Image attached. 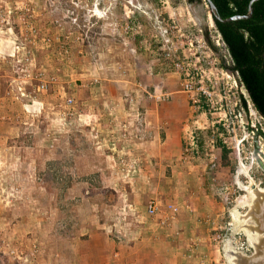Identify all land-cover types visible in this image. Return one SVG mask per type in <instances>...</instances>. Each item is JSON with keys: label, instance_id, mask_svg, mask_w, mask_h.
Returning <instances> with one entry per match:
<instances>
[{"label": "rangeland", "instance_id": "1", "mask_svg": "<svg viewBox=\"0 0 264 264\" xmlns=\"http://www.w3.org/2000/svg\"><path fill=\"white\" fill-rule=\"evenodd\" d=\"M231 65L205 0H0V264H108L107 241L163 234L166 124L142 138L147 104L168 116L178 92L183 156L193 130L218 203L198 217L207 264H264V117Z\"/></svg>", "mask_w": 264, "mask_h": 264}, {"label": "crops", "instance_id": "2", "mask_svg": "<svg viewBox=\"0 0 264 264\" xmlns=\"http://www.w3.org/2000/svg\"><path fill=\"white\" fill-rule=\"evenodd\" d=\"M110 95L117 96L114 93ZM117 98L119 96L115 99ZM187 101V95L178 92L172 105L176 111L168 116L160 112L157 103H148L147 138L144 137L142 138L144 141L141 140L147 148L156 147L159 127L157 122L166 124L164 125L167 131L166 146L161 147L159 157L166 158L167 165L171 166L168 169L172 175L168 179V189L172 197L179 198V203L178 205L169 204L173 205L167 211L169 216L167 220L163 219L160 223L163 234L147 230L148 227L142 224L138 232L127 235L128 240L124 236H118V240L107 241L109 247L113 248L116 256L119 257L108 264H207L208 262L207 257L212 246L209 244V235L206 232V221H202L201 218L206 213L216 214L218 203L206 188L199 184L197 176L202 172L197 166V168L190 166V162L186 160L192 156L190 154L183 156L181 144L186 115L179 111L186 106ZM154 153L153 150L149 151L150 155ZM193 157L198 158L199 155H193ZM178 191H181L180 197ZM256 198L257 195L253 201L254 207L259 204ZM199 216L201 218L198 219ZM218 216L219 214L216 215ZM103 250H106L105 247ZM262 250L254 258L264 255V249ZM253 262L263 263V261Z\"/></svg>", "mask_w": 264, "mask_h": 264}, {"label": "trees", "instance_id": "3", "mask_svg": "<svg viewBox=\"0 0 264 264\" xmlns=\"http://www.w3.org/2000/svg\"><path fill=\"white\" fill-rule=\"evenodd\" d=\"M201 0H189V2ZM223 18L246 14L250 0H212ZM249 18L221 21L214 18L217 29L232 58L228 68L239 75L255 109L264 117V0L253 5ZM244 107L248 102L243 98ZM222 158L227 159L223 148Z\"/></svg>", "mask_w": 264, "mask_h": 264}, {"label": "water", "instance_id": "4", "mask_svg": "<svg viewBox=\"0 0 264 264\" xmlns=\"http://www.w3.org/2000/svg\"><path fill=\"white\" fill-rule=\"evenodd\" d=\"M205 1L208 3V5L210 7L212 19L215 22V20H214L215 17L218 20H221V21H231V20L249 18L252 15L253 10H254L253 5L258 0H250V2H249V10H248V12L246 14H243V15H240V14L239 15H234V16L227 17V18H223L219 14L218 8H217V6L215 5V3L212 0H205ZM190 7L193 8L194 7V4L190 3ZM255 156H258V149L255 150ZM253 261H263L264 262V255H261V256H258L256 258H254Z\"/></svg>", "mask_w": 264, "mask_h": 264}, {"label": "built area", "instance_id": "5", "mask_svg": "<svg viewBox=\"0 0 264 264\" xmlns=\"http://www.w3.org/2000/svg\"><path fill=\"white\" fill-rule=\"evenodd\" d=\"M175 65L177 67L180 66L179 63H176ZM188 87L189 86L186 84V88H188ZM188 138H189V142H188V146L186 147V154L196 155V153L198 152L197 143H196V132L192 130L189 133V137ZM224 197H225V200L228 199V196H224ZM169 207L172 208L173 205H169ZM148 211L152 215L158 213V211H159V205H158V203L155 200H151L149 202V204H148ZM212 223H216V218L213 219ZM214 239L215 240L221 239V235L220 234H216V236H214Z\"/></svg>", "mask_w": 264, "mask_h": 264}, {"label": "bare ground", "instance_id": "6", "mask_svg": "<svg viewBox=\"0 0 264 264\" xmlns=\"http://www.w3.org/2000/svg\"><path fill=\"white\" fill-rule=\"evenodd\" d=\"M256 195L258 196V199L260 198V192H256Z\"/></svg>", "mask_w": 264, "mask_h": 264}, {"label": "flooded vegetation", "instance_id": "7", "mask_svg": "<svg viewBox=\"0 0 264 264\" xmlns=\"http://www.w3.org/2000/svg\"><path fill=\"white\" fill-rule=\"evenodd\" d=\"M194 2H197V1H194Z\"/></svg>", "mask_w": 264, "mask_h": 264}]
</instances>
